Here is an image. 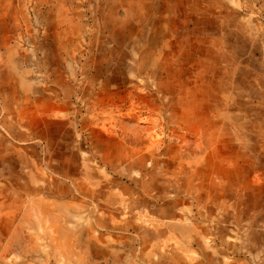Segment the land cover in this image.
I'll list each match as a JSON object with an SVG mask.
<instances>
[{
	"label": "rangeland",
	"instance_id": "rangeland-1",
	"mask_svg": "<svg viewBox=\"0 0 264 264\" xmlns=\"http://www.w3.org/2000/svg\"><path fill=\"white\" fill-rule=\"evenodd\" d=\"M0 264H264V0H0Z\"/></svg>",
	"mask_w": 264,
	"mask_h": 264
}]
</instances>
